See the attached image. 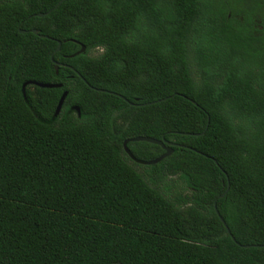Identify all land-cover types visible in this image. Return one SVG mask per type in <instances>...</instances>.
I'll return each mask as SVG.
<instances>
[{
    "label": "trees",
    "instance_id": "16d2710c",
    "mask_svg": "<svg viewBox=\"0 0 264 264\" xmlns=\"http://www.w3.org/2000/svg\"><path fill=\"white\" fill-rule=\"evenodd\" d=\"M59 1L0 0V264H264V29L253 8ZM136 136L173 143L145 165L150 181L128 161ZM127 147L146 161L165 152ZM162 177L187 191L170 196Z\"/></svg>",
    "mask_w": 264,
    "mask_h": 264
},
{
    "label": "water",
    "instance_id": "95a60500",
    "mask_svg": "<svg viewBox=\"0 0 264 264\" xmlns=\"http://www.w3.org/2000/svg\"><path fill=\"white\" fill-rule=\"evenodd\" d=\"M64 1H65V0H60V1L57 3V5H56L53 9L57 8V7H58L59 5H61ZM53 9L49 10L48 12L37 13L36 15H38V16H44V15L50 13ZM28 31H29V30L20 29V32H22V33H24V32H28ZM31 31H32L33 33H35V34H40V30H39V29L33 28V29H31ZM40 35H41L42 37H46V35H43V34H40ZM61 46H62V42L59 41L58 47H57V49H56L55 52H58V51L61 49ZM85 51H86V46L83 45L82 48H81L77 53L72 54L71 56H75L76 54L83 53V52H85ZM53 61H54V63L56 64V68H57V69L59 68L60 65H64V66H67V67L73 68V67H72L71 65H69V64L59 63V62L55 61L54 59H53ZM77 73H78L79 75H81L78 71H77ZM34 83L37 84V85H39V86H41V87H56V86H61V84H55V83H45V82H34ZM26 85H27V83L25 84V86H26ZM93 88H94V89H97V90H99V91L110 92V93H113V94H116V95H119V96L125 98L123 95H121V94H119V93H117V92L109 91V90H106V89H99V88H95V87H93ZM67 94H68V91H65V92L62 94L61 99H60L59 104H58L57 109H56V115H58L59 112L61 111L62 105H63V103H64V101H65V99H66ZM125 99H126V98H125ZM166 99H168V98L166 97V98L160 99V100H158V101H162V100H166ZM191 100H192V102H193L194 104H197V102H196L195 100H193V99H191ZM158 101H150V102H145V103H134V102H130V103H131L132 105H149V104H154V103H156V102H158ZM186 134H189V133H186ZM129 141H147V142H151V143L159 144V145H161V146L165 149V152H164L161 156H159L158 158H155V159H152V160H147V161H146V160H139V161H141V162H143V163H145V164H148V165L158 163L159 161H161V160L164 159L165 157L169 156V155L173 152V148H172L173 143L170 142V141H168V140H166L165 138L158 139V138L151 137V136H136V137H132V138H130V139H126L125 142H124V145H125L126 151H127L129 154H132L131 151H130V149L127 147V143H128ZM132 155H133V154H132ZM215 161L217 162V160H215ZM229 185H230V184H229ZM228 189H229V186H228ZM228 189L225 191V193L228 191ZM225 193H224V194H225ZM224 194H222L221 197H223ZM215 209H216V212L219 214L220 219H221V220L223 221V223L225 224L228 233L233 237V239H235V237L233 236V234H232V232H231L229 226L227 225L226 221H225L224 218L220 215L219 210H218V208H217V203H216V202H215ZM251 246H252V245H245V247H251Z\"/></svg>",
    "mask_w": 264,
    "mask_h": 264
},
{
    "label": "rangeland",
    "instance_id": "374dc122",
    "mask_svg": "<svg viewBox=\"0 0 264 264\" xmlns=\"http://www.w3.org/2000/svg\"><path fill=\"white\" fill-rule=\"evenodd\" d=\"M236 2L238 0H235ZM247 6L253 8L252 16L254 18L255 23L258 28L261 30L264 29V0H246V3H240L241 6ZM101 49H94L91 51V55L98 56L101 53ZM128 153V152H127ZM131 163L140 173H142L148 181L150 178V174L152 173L151 169L146 167L145 163L139 161V159L135 158L134 155L129 154ZM158 186L161 190L167 192L170 196H182L186 191V186L178 180L177 177H162L158 178Z\"/></svg>",
    "mask_w": 264,
    "mask_h": 264
},
{
    "label": "flooded vegetation",
    "instance_id": "af4514ba",
    "mask_svg": "<svg viewBox=\"0 0 264 264\" xmlns=\"http://www.w3.org/2000/svg\"><path fill=\"white\" fill-rule=\"evenodd\" d=\"M135 158H137V157H135ZM138 159V158H137ZM139 160H141V159H139Z\"/></svg>",
    "mask_w": 264,
    "mask_h": 264
}]
</instances>
